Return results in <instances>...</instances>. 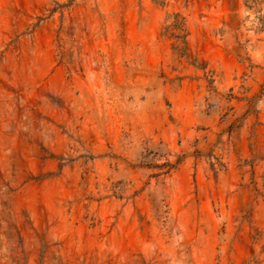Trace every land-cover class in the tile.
<instances>
[{
    "label": "rangeland",
    "instance_id": "rangeland-1",
    "mask_svg": "<svg viewBox=\"0 0 264 264\" xmlns=\"http://www.w3.org/2000/svg\"><path fill=\"white\" fill-rule=\"evenodd\" d=\"M0 264H264V0H0Z\"/></svg>",
    "mask_w": 264,
    "mask_h": 264
},
{
    "label": "trees",
    "instance_id": "trees-1",
    "mask_svg": "<svg viewBox=\"0 0 264 264\" xmlns=\"http://www.w3.org/2000/svg\"><path fill=\"white\" fill-rule=\"evenodd\" d=\"M256 0H245V3L246 4H249L251 6V4H253ZM169 30H178L179 32H185V23H184V19L182 17H180L178 14H175L174 15V20L172 22V24L168 27H166V32H168ZM174 32H172V34H170L171 36H174L176 37L177 39H181L182 40V44L186 45V41H185V36H186V33L184 34H179V35H174L173 34ZM179 52L180 54L184 55L185 53V48L184 47H181L179 48Z\"/></svg>",
    "mask_w": 264,
    "mask_h": 264
}]
</instances>
